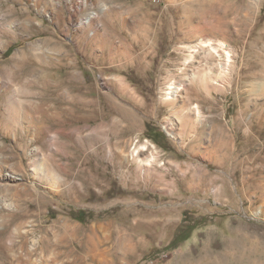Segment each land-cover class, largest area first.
Masks as SVG:
<instances>
[{"label":"rangeland","instance_id":"374dc122","mask_svg":"<svg viewBox=\"0 0 264 264\" xmlns=\"http://www.w3.org/2000/svg\"><path fill=\"white\" fill-rule=\"evenodd\" d=\"M61 1L0 0V264H264V0Z\"/></svg>","mask_w":264,"mask_h":264},{"label":"bare ground","instance_id":"6f19581e","mask_svg":"<svg viewBox=\"0 0 264 264\" xmlns=\"http://www.w3.org/2000/svg\"><path fill=\"white\" fill-rule=\"evenodd\" d=\"M55 2H54V10H55V13L57 14V15H59L58 13L60 12L59 10L62 8V1L61 0H54ZM46 9V8H45ZM44 11V10H43ZM45 12V11H44ZM56 15V19H59V17ZM26 22V21H25ZM28 23L27 24H29V21H27ZM15 26H16V23L15 22H7V23H4L3 21H2V16H0V30H2L3 28L4 29H6V31L7 30H13V28H15ZM209 45H211L212 46V43H211V41L210 40H208V39H201L200 41H199V43H197L195 46H192V52H193V54H195V52H197V51H200V50H202L203 51V49H205V47H208ZM209 51H211V49H209ZM195 56V55H194ZM193 56V57H194ZM20 59V58H19ZM190 62V61H189ZM194 66V65H193ZM197 66V65H196ZM200 66V65H199ZM186 67V66H185ZM197 68H199V67H197ZM196 70V69H195ZM188 73V72H187ZM220 73V72H219ZM200 75H203L204 77H205V79H207V81H209L210 82V84H211V82H213V83H215V84H218V86H220L219 84H220V79H219V77L218 78H213V74H212V71H211V68H209V69H197L194 73H193V77L194 78H198ZM215 75V74H214ZM215 77V76H214ZM220 77H221V74H220ZM13 79V78H12ZM183 80V79H182ZM11 83H13V82H11ZM185 84L186 83H184L183 81L182 82H180V83H178V84H176L175 82H172L171 84H170V86H169V91H168V93H177L179 90H181L182 88H184L185 87ZM214 84V85H215ZM9 86L10 85H0V89L1 88H9ZM208 86H209V83H208ZM217 86V85H216ZM11 87H14V85L13 86H11ZM25 102H27V99H25L24 100ZM14 102H16V100H15V95H13V94H10V95H8L7 96V98H6V104H10V105H14ZM42 107V106H41ZM40 107V108H41ZM44 113V112H43ZM51 127V126H50ZM49 129V128H48ZM51 129V128H50ZM169 131L171 132V134H174V135H178L177 134V132L176 131H174V127L172 126V125H170L169 126ZM51 138L52 139H54L55 138V135H51ZM136 158L138 159V161L140 162V165L142 166V167H146V166H149V165H151L150 163L152 162V160H149L148 161V165L146 164V162H144L143 163V159H141L140 158V156H139V154H138V151H137V153H136ZM90 190V189H89ZM128 192V191H127ZM90 194V193H89ZM18 261H20V262H23L24 264H28V262H30V260L28 259V260H18ZM36 262H37V264H42V262H41V259H38L37 258V260H35ZM58 263V262H57ZM56 262H54L53 261V263H51V264H57ZM46 264H50V263H46Z\"/></svg>","mask_w":264,"mask_h":264},{"label":"trees","instance_id":"16d2710c","mask_svg":"<svg viewBox=\"0 0 264 264\" xmlns=\"http://www.w3.org/2000/svg\"><path fill=\"white\" fill-rule=\"evenodd\" d=\"M177 239H178V237H177ZM177 239L175 240V242L177 241Z\"/></svg>","mask_w":264,"mask_h":264}]
</instances>
